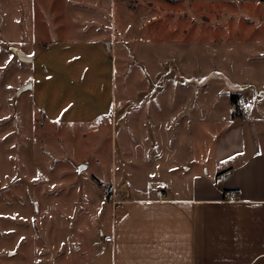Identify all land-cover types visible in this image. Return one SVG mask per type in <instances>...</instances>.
<instances>
[{"label":"rangeland","instance_id":"obj_1","mask_svg":"<svg viewBox=\"0 0 264 264\" xmlns=\"http://www.w3.org/2000/svg\"><path fill=\"white\" fill-rule=\"evenodd\" d=\"M203 2L202 6L188 8L193 23L186 29L183 22L181 30L174 29L177 40L167 36L173 27L163 19L160 27L166 38L161 42L146 38L143 52L132 56L143 70L142 80L146 79L140 93L142 114H161L165 120L161 127H169L166 122L170 121L171 107H180L188 99L199 106L205 96L198 86L209 78V135L195 134V150H206L208 145L212 149L221 126L231 125L230 114H225L231 107V94H252L257 87L264 92V1ZM61 7L57 0H0V264H97L92 257L103 240L99 231L107 233L125 196V186L111 184V177H129L136 182L131 185L139 190L157 185L140 168H132V174L123 167L122 133L114 132L106 119L101 120L105 116L94 118L95 114H90L89 123L79 124L69 119L67 97L74 96L79 86L69 83L77 77L67 65L60 68V73L53 69V73L40 72L38 41L60 36L76 39L78 33L72 25L73 14ZM116 8V28L122 33L124 20L120 21ZM129 29L135 32L133 27ZM185 30L188 37L179 32ZM15 45L34 59L29 64L18 63L8 49ZM186 48L192 51L190 68L180 65L187 56L174 54V50ZM55 52L58 63L64 62L60 58L65 53L60 49ZM81 58L86 71L90 70L87 81L92 85L98 62L87 50ZM74 61L73 53L65 56L69 66L79 65ZM133 71L139 77L138 70ZM32 72L35 95L30 91L16 99L17 85ZM188 73L198 78L192 89L181 79ZM53 74L54 80H47L38 89V75L50 78ZM152 78L159 83L149 81ZM255 83L259 85L255 87ZM56 107L58 114H64L59 119H66L59 120L62 126L51 124L53 121L38 113ZM150 121L147 126L156 120ZM162 139L169 148L180 141L187 144L181 130L173 128L164 132ZM79 163L87 167H79ZM108 192L110 198L105 196Z\"/></svg>","mask_w":264,"mask_h":264},{"label":"crops","instance_id":"obj_2","mask_svg":"<svg viewBox=\"0 0 264 264\" xmlns=\"http://www.w3.org/2000/svg\"><path fill=\"white\" fill-rule=\"evenodd\" d=\"M57 2L59 6L62 4L63 11L73 14L72 25L77 27L78 33L76 39L60 36L38 41L40 72L53 73V69L60 73V68L67 65L77 77L69 83L79 86L74 96L67 97L71 106L67 113L71 116L69 119L79 124L89 123L90 114H95L94 118L105 116L101 120L106 119L114 132L122 133L123 167L132 174V168H140L142 173H147V179L157 184L155 188L139 190L131 185L134 181L129 177H111V184L125 186V196L118 204L119 210L114 213L107 233L99 231L103 240L98 244L93 261L97 264H264V92L257 87L259 84H253L257 89L252 94L250 91L231 94L236 95L237 107L241 109L237 110L230 101L231 107L225 114H230L232 123L228 127L221 126L212 149L208 145L206 150H195L194 146L195 134L209 135L208 71L205 73L207 80L198 86L205 96L199 106L188 99L181 102L180 107H171L170 121L166 122L169 127H161L165 121L161 114H142L140 93L146 79L142 80L143 70L138 59L132 60V56L143 52L146 38L158 42L166 38L167 33L162 34L163 27H160L163 19L173 27L167 36L177 40L179 36L174 29L181 30L183 22L187 29V25L193 23L188 8L202 6L203 0L201 3L198 0ZM116 6L120 21L124 20L120 27L122 33L116 28ZM199 16L202 20L205 18L203 14ZM130 27L135 29L134 33ZM179 32H185L188 37L187 30ZM15 46L31 61L34 59ZM57 49L65 53L60 58L64 62L58 63ZM188 49L174 50V54L187 56L186 62L180 65L190 68L192 51ZM85 50L98 62V69L92 73V85L87 81L90 70L86 71L81 64ZM71 53L79 65L69 66L65 62V56ZM16 60L21 64L30 63ZM32 75L33 72L17 85L16 99L20 100L23 93L30 91L35 95ZM38 78L40 89L55 76L38 75ZM181 79L190 89L198 82V78L189 73ZM149 81L159 83L155 78ZM24 84L29 87L16 95ZM183 84L178 82L179 86ZM57 112V107L53 111L51 108L38 111L49 122L53 121L51 124L62 126L59 120L66 119H59L64 114ZM134 112L137 114H131ZM150 119L156 121L147 126ZM171 128L181 130V135L187 138V146L180 141L169 148L163 142V133ZM78 165L87 167L85 163ZM226 189L235 191L233 201L225 200L223 191ZM157 191L163 196H157ZM105 237H112V240L105 241Z\"/></svg>","mask_w":264,"mask_h":264},{"label":"water","instance_id":"obj_3","mask_svg":"<svg viewBox=\"0 0 264 264\" xmlns=\"http://www.w3.org/2000/svg\"><path fill=\"white\" fill-rule=\"evenodd\" d=\"M8 49L14 54V56L21 62L27 63L31 62V59L28 55L24 54L23 51L16 47H8ZM29 87V84L21 85L20 88L16 91V95H19L23 90Z\"/></svg>","mask_w":264,"mask_h":264},{"label":"built area","instance_id":"obj_4","mask_svg":"<svg viewBox=\"0 0 264 264\" xmlns=\"http://www.w3.org/2000/svg\"><path fill=\"white\" fill-rule=\"evenodd\" d=\"M236 109L240 110L241 108L236 107ZM215 182L218 183L219 181L216 180ZM223 194H224V198L226 201H233L235 199V191L234 190L226 189L223 191ZM156 195L161 197V196H163V193L161 191H157ZM105 196H108L110 198L111 194H109V192H108V193H105ZM111 240H112V237H105V241H111Z\"/></svg>","mask_w":264,"mask_h":264},{"label":"trees","instance_id":"obj_5","mask_svg":"<svg viewBox=\"0 0 264 264\" xmlns=\"http://www.w3.org/2000/svg\"><path fill=\"white\" fill-rule=\"evenodd\" d=\"M236 95H231L230 97V101H231V104L235 107H237V101H236Z\"/></svg>","mask_w":264,"mask_h":264}]
</instances>
